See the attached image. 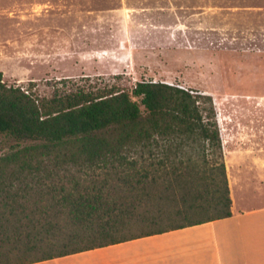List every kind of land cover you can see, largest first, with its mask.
Wrapping results in <instances>:
<instances>
[{
    "label": "rangeland",
    "instance_id": "obj_1",
    "mask_svg": "<svg viewBox=\"0 0 264 264\" xmlns=\"http://www.w3.org/2000/svg\"><path fill=\"white\" fill-rule=\"evenodd\" d=\"M0 72L7 87L39 99L55 91H127L137 82H163L210 96L219 129L264 123V0H0ZM14 148L0 136V156ZM214 152H205L209 165L219 159ZM118 174L60 172L33 184L18 203L0 195V240L5 233H32L33 224L50 239L69 233L67 210L46 196L54 187L101 188L119 209L130 201L141 200L143 209L158 202L160 190L131 193ZM197 204L211 208L193 221L216 216L206 196ZM19 206L25 213L9 214Z\"/></svg>",
    "mask_w": 264,
    "mask_h": 264
},
{
    "label": "trees",
    "instance_id": "obj_2",
    "mask_svg": "<svg viewBox=\"0 0 264 264\" xmlns=\"http://www.w3.org/2000/svg\"><path fill=\"white\" fill-rule=\"evenodd\" d=\"M0 136L15 142L14 149L0 156V195L14 204L29 196L33 184L72 170L120 172V185L145 197L160 190L158 202L145 209L141 200L119 209L101 188L80 189L75 183L57 192L54 187L46 196L64 206L73 229L61 239L45 237L36 224L24 236L20 231L5 233L0 264L38 263L231 216L220 133L208 95L141 81L127 91L79 88L39 99L19 87H7L0 72ZM207 148L218 154V162L209 165ZM203 196L213 203L216 216L193 221V216L210 211L197 204ZM19 208L9 214L25 213ZM133 228L139 232L132 233Z\"/></svg>",
    "mask_w": 264,
    "mask_h": 264
},
{
    "label": "crops",
    "instance_id": "obj_3",
    "mask_svg": "<svg viewBox=\"0 0 264 264\" xmlns=\"http://www.w3.org/2000/svg\"><path fill=\"white\" fill-rule=\"evenodd\" d=\"M219 132L230 217L33 264H264V123Z\"/></svg>",
    "mask_w": 264,
    "mask_h": 264
}]
</instances>
